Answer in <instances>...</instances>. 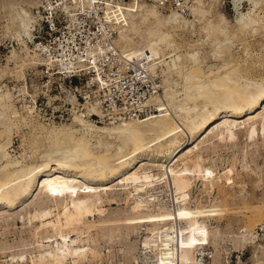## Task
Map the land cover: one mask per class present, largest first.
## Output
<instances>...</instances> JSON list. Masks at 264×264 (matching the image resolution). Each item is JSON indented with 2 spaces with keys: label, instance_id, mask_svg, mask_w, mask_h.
I'll list each match as a JSON object with an SVG mask.
<instances>
[{
  "label": "bare ground",
  "instance_id": "bare-ground-1",
  "mask_svg": "<svg viewBox=\"0 0 264 264\" xmlns=\"http://www.w3.org/2000/svg\"><path fill=\"white\" fill-rule=\"evenodd\" d=\"M30 19L28 17L23 19V22L21 20L20 26H26L32 21ZM26 28L27 26L24 27ZM153 35L146 37L145 41L149 44L154 40V45L158 42L161 44L160 37H156L157 34L154 37ZM148 46L133 59L139 56L149 57L152 63L149 62V66L153 70L156 65L161 64L158 61L161 60L162 47L159 48L157 44L154 48L152 45ZM137 52L135 51L134 54ZM177 57L179 58V55ZM186 57V55L183 56V58ZM180 58L182 59V56ZM197 63L193 62L194 65L185 76L187 93L184 103L190 107L181 106L179 115L173 112L167 114L166 112L169 111L167 107L170 108L167 104L164 106L166 110L159 107L158 116L128 123L122 129H95L93 125L80 119L81 116L78 119V116L74 115L77 119L75 124H78L83 132L82 135L80 133L81 137H77L76 130L74 131L72 127L63 126L58 129L54 127L53 131H48L50 132L48 136H51L48 146L51 149H48L43 154L46 155L40 158L36 154L37 147L34 149L32 146V158L27 164L12 160L9 154L12 133L10 134L6 120L2 118V111L7 103L5 98L9 100V97L6 92V94L0 92V220L6 218L3 214L10 213L8 216L11 215L13 219L25 222L32 228V235L36 239L35 244L38 248L35 252L10 250L11 252L6 254L7 249L0 244L2 258L10 260L9 264H98L102 257L100 249L86 243L91 239V232L108 230L111 233L108 236V245L119 243V252L125 254L126 250L127 262L134 264L135 252L140 250L141 245L144 248H150L157 254L159 260L163 261L162 255H165V252L160 250L169 247L173 241V234L177 235L180 231H185L184 222L194 223V219L184 207L191 186L200 180L203 191L210 192L216 185L215 167L204 168L200 154L191 156L196 143L208 142L214 138L218 144H230L236 140V131H241L243 125H248L245 132L249 141L254 140L255 136L259 137V132L264 139V85L243 81L241 75L231 72H226L219 79L215 78L216 81L209 82L205 80L203 72L199 69L200 64ZM168 69L171 71V68ZM163 75L167 76L168 73ZM198 104L201 105L200 108ZM244 118H247L246 121L239 123ZM257 120L258 123H256ZM256 124H259V129ZM46 125L41 127L45 128ZM114 130L118 131H116V137L112 138ZM93 131H101L109 138L119 141L120 145L116 152L112 153L109 150L113 145L104 143L102 144L104 152L92 153L90 136ZM48 136L45 137L49 139ZM97 144L101 145V139L97 140ZM58 151H61V154L57 153ZM153 152L159 153L157 160H154L156 155L152 158ZM125 156L127 160H122ZM184 157H188V160L184 161ZM177 163L180 164L176 165ZM151 168H157L159 172L154 174ZM228 173L229 170L224 175ZM235 180V178L232 179L233 182ZM40 182L43 186H49V191L45 192L46 198L40 196L41 198L38 199V196H34V192ZM123 195V198L130 202L129 211L122 215L123 217L104 220L105 204L119 203ZM169 200L171 203H168ZM51 203L53 206H48ZM25 205L30 207L24 213L17 214L18 209H24ZM171 211L175 212V219L170 216ZM93 216L102 220L100 226L90 221ZM121 218L124 220L123 226L117 224ZM145 219L152 223V227L146 226L143 229V232L147 234L146 237L139 240L126 238L124 241L119 238L113 239L115 233H121L123 230L134 232L136 222ZM151 219L155 220L151 221ZM35 225L39 226L35 227ZM192 231L193 234L189 235L187 244L184 243L183 247H180L181 250L176 251V261H169V264H195L194 253L190 248L192 245L190 247L188 245L193 242L201 245L205 239L197 228ZM242 238V241H246L244 236ZM106 253L108 254L109 250ZM170 257H174L173 253ZM4 263L8 262L0 264Z\"/></svg>",
  "mask_w": 264,
  "mask_h": 264
},
{
  "label": "rangeland",
  "instance_id": "rangeland-1",
  "mask_svg": "<svg viewBox=\"0 0 264 264\" xmlns=\"http://www.w3.org/2000/svg\"><path fill=\"white\" fill-rule=\"evenodd\" d=\"M125 1L122 4L114 0H99L100 4L104 6V19L116 29L115 45L127 59L134 61L133 57L138 56V53L145 50L148 45L153 47L154 40L148 44L145 41L146 37L153 35V33V37L156 36L155 34H157L156 37H160L161 44L159 42L156 43V41L155 43L159 48L162 47V52H160L161 60L158 61L161 64L156 65L152 70L153 72L156 70L160 78L163 93V97L159 95L152 100V104L157 109L159 107L164 109V106L169 104L171 109L167 107L169 111L166 113L173 112L179 115L181 106L185 105L183 106L184 108L190 107V105L184 103L187 93L185 76L189 72L190 67L194 65L193 62L200 64L199 69L203 72L205 80L209 82H214L226 72H231L241 75L243 81L264 85V0H183V13L174 9L163 11L148 0ZM37 3V0H0V92H6L9 97V100L5 98L7 103L4 106V109L5 107L6 109L2 111V118L6 120V126L10 134L12 133L10 137L12 144L9 149L11 159L23 162V164H27L32 158V148H38H36V154L40 158L46 155L43 154L48 149H51L48 146L51 137L48 136L50 133L48 131H53L54 127L57 129L63 126L72 127L74 131L76 130L77 137H81L83 133L78 124H75L77 114H74L76 117L73 115L69 122L46 125L42 115L38 117V110L33 109V105L27 101V97L32 95L30 91L33 88L32 86L38 81L37 71H39V66L43 65L37 53L32 50L31 45H28V43L32 42L31 31L34 22L31 10ZM191 10H194V13ZM175 15L179 18L175 17ZM28 17L32 21L28 23L29 25L26 24L27 28L24 29L26 26H20V24L23 19ZM246 17L247 19H245ZM19 18H21L22 22L18 20ZM156 19L160 21L158 22L162 27L158 26ZM155 29H159L156 30L158 33ZM27 31L28 33H26ZM155 45L154 47H156ZM135 51L138 52L134 54ZM178 55L179 58L182 56L183 60L179 59ZM185 55L187 57L192 55L195 58L191 56L192 59L190 57L183 58ZM173 65L175 66L173 67ZM168 68H171V71H168ZM165 73H168V75H163ZM36 91L37 88H34L33 94ZM190 91L188 92L191 93L192 91ZM160 104H164L162 105L163 107ZM200 104H198V108L201 107ZM258 112L260 113V110ZM79 117L77 118L79 119ZM80 119L87 121L95 129H122L126 124L134 122H102L101 124H96L82 117ZM246 119L240 120L239 123L246 121ZM256 123H258V120ZM40 124L46 125L45 128L41 127ZM256 126H258V129L260 128L259 124H256ZM247 127L248 125H243L240 129L241 131L237 130L236 140L230 144L227 143L228 146L226 143L224 145L223 143L218 144L213 138L208 142L200 141L196 143V150L194 149L193 154H191V156L200 154L204 168L215 167V177L217 178L214 179L216 185L210 192L203 191L200 180H197L191 186L188 198L184 202V207L186 212L190 213V216L194 219V223L188 222L187 224V222H184L185 231H180L175 235L179 237L180 247L182 248L184 243L187 244L189 235L193 234L191 233L193 232L192 230L197 228L205 239L201 245L209 244L213 248V260L217 264L220 262L221 249L225 244L229 243L233 245L234 249L240 250L246 243V241H242V237L254 230L256 226H264V139H262L259 132V137L255 136L254 140H252L254 142L249 141L245 132ZM78 130L79 132H77ZM114 131L112 138L116 137V131L118 130ZM43 133L46 134L44 135ZM45 136H48L49 139ZM105 136L106 134L101 131H93L92 136H90L92 153L104 152L102 145L104 143L113 145L109 150L112 153L116 152L120 142ZM98 139H101V145L97 144ZM57 153L61 154V151ZM152 158L157 160L159 153L153 152ZM187 158L184 157L183 160L187 161ZM122 160H127V157H123ZM178 164L180 163L176 165ZM244 165L247 169H245ZM228 170L229 173L224 175ZM151 171L154 174L159 172L157 168H151ZM230 178H235V182ZM48 187L41 185L40 182L34 192V196H38V199L41 197L46 198L44 195L45 192L49 191ZM115 189L118 190V188ZM123 197L124 195L119 203L105 204L106 213L104 220L123 217L122 215L129 211L130 202ZM31 201L33 202V199ZM51 205L53 206V203L48 204V206ZM29 207L30 205H25L24 209H18L17 214L24 213ZM8 214H3L6 218L0 220V244L7 249L5 251L6 254L11 251L18 252L19 250L37 251L38 248L35 244L36 239L32 235V228L19 219H13ZM170 216L175 219V212L171 211ZM91 220L96 226H100L102 223V220L97 216H93ZM153 220L155 219H151V221ZM147 222L148 219L138 220L136 222L137 226L134 227L136 228L134 232L123 230L121 233L113 234V239L117 240L119 238V240L124 241L126 238L139 240L144 236L146 237L147 234L143 232V229L146 226L152 227V223ZM117 224L123 226V218ZM38 226L35 225V227ZM243 230L245 232L244 235H242L244 233ZM109 233L108 230L105 232L101 230L93 231L90 233L91 239L86 243V245L90 244V246L100 249L103 259L100 257L101 262L98 261V264L103 262L111 264L120 255H123L122 260L126 264H133L127 262L126 250L125 254L119 252V243L108 245ZM85 237L88 239V236L85 235ZM194 237L197 238L195 235ZM188 246H191L190 248L194 253V249L198 244L193 242ZM106 250H109L108 254ZM137 252H135V257ZM2 257L3 255L0 251V259Z\"/></svg>",
  "mask_w": 264,
  "mask_h": 264
},
{
  "label": "built area",
  "instance_id": "built-area-1",
  "mask_svg": "<svg viewBox=\"0 0 264 264\" xmlns=\"http://www.w3.org/2000/svg\"><path fill=\"white\" fill-rule=\"evenodd\" d=\"M37 1L31 10L34 22L28 45L43 65L27 101L45 124L69 122L74 114L96 124L142 121L159 114L152 104L154 98L163 97L156 70L152 72L147 56L133 61L123 55L114 42L116 29L104 19L99 0ZM148 1L163 11L184 12L183 0ZM244 238L240 250L225 244L218 264H264V226H256ZM179 250V237L173 234L169 247L161 250L163 261L141 245L134 264H169L176 261ZM194 259L195 264H217L209 244L196 246ZM1 262L9 264L10 260L2 258ZM111 264L126 263L120 255Z\"/></svg>",
  "mask_w": 264,
  "mask_h": 264
}]
</instances>
